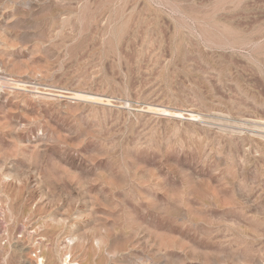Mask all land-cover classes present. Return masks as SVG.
<instances>
[{
    "label": "rangeland",
    "instance_id": "obj_1",
    "mask_svg": "<svg viewBox=\"0 0 264 264\" xmlns=\"http://www.w3.org/2000/svg\"><path fill=\"white\" fill-rule=\"evenodd\" d=\"M0 264H264V0H0Z\"/></svg>",
    "mask_w": 264,
    "mask_h": 264
}]
</instances>
